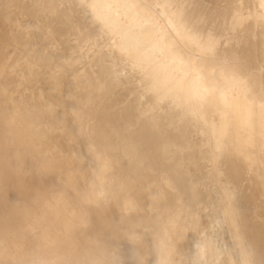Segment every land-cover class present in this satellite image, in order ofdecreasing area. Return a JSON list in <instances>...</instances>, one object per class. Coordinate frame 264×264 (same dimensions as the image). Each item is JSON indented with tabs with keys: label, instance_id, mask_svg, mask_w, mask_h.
<instances>
[{
	"label": "bare ground",
	"instance_id": "6f19581e",
	"mask_svg": "<svg viewBox=\"0 0 264 264\" xmlns=\"http://www.w3.org/2000/svg\"><path fill=\"white\" fill-rule=\"evenodd\" d=\"M0 264H264V0H0Z\"/></svg>",
	"mask_w": 264,
	"mask_h": 264
}]
</instances>
